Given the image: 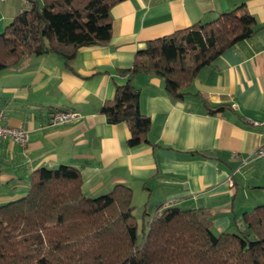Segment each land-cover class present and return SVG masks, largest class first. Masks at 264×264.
<instances>
[{"label":"crops","instance_id":"1","mask_svg":"<svg viewBox=\"0 0 264 264\" xmlns=\"http://www.w3.org/2000/svg\"><path fill=\"white\" fill-rule=\"evenodd\" d=\"M29 7V0H0V22ZM236 7L253 14L260 30L204 66L183 97L170 95L159 76H135L140 110L152 125L149 143L129 145L127 124L110 123L100 111L126 82L118 69L130 67L148 40ZM111 16V40L81 46L72 69L51 53L0 71L5 123L29 132L25 145L0 139V203L24 195L35 168L68 164L80 169L89 196L124 183L136 208L206 206L215 232L235 230L234 217L264 192V158L253 156L264 142V0H122ZM204 99L226 106L209 113ZM56 111L78 114L53 123Z\"/></svg>","mask_w":264,"mask_h":264},{"label":"trees","instance_id":"2","mask_svg":"<svg viewBox=\"0 0 264 264\" xmlns=\"http://www.w3.org/2000/svg\"><path fill=\"white\" fill-rule=\"evenodd\" d=\"M120 1L29 0L0 32V71L51 53L72 69L81 46L111 40V8ZM240 8L150 39L130 67L118 69L126 82L100 111L110 123L127 124L129 145L149 143L152 125L140 110L135 76H159L170 95L183 97L204 66L260 30L258 19ZM204 101L209 113L226 106ZM29 180L24 195L0 203V264H264V203L234 217L235 230L219 233L208 207L162 203L153 212L144 209L139 241L129 185L89 196L80 169L68 164L39 166Z\"/></svg>","mask_w":264,"mask_h":264},{"label":"built area","instance_id":"3","mask_svg":"<svg viewBox=\"0 0 264 264\" xmlns=\"http://www.w3.org/2000/svg\"><path fill=\"white\" fill-rule=\"evenodd\" d=\"M74 111H56L52 115L53 123L69 121L77 116ZM7 112L0 108V139L12 140L16 143L25 145L29 140V132L22 126H13L5 123ZM255 158H264V142L253 151Z\"/></svg>","mask_w":264,"mask_h":264},{"label":"rangeland","instance_id":"4","mask_svg":"<svg viewBox=\"0 0 264 264\" xmlns=\"http://www.w3.org/2000/svg\"><path fill=\"white\" fill-rule=\"evenodd\" d=\"M7 22L8 21H4V22L1 21L0 22V32L5 28ZM263 203H264V192H263V195H261V198L258 199V201L255 204L257 205V204H263ZM255 204L252 205L251 209H249V210H252L254 208ZM143 212H144V210L141 208H136V210H135V214H136V217L138 219V224H139V230H138V240L139 241L142 240V236H143V230H142L143 229V227H142L143 226V220H142Z\"/></svg>","mask_w":264,"mask_h":264}]
</instances>
